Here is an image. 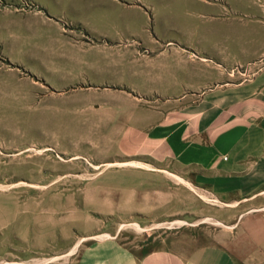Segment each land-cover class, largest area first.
<instances>
[{
  "label": "crops",
  "instance_id": "obj_1",
  "mask_svg": "<svg viewBox=\"0 0 264 264\" xmlns=\"http://www.w3.org/2000/svg\"><path fill=\"white\" fill-rule=\"evenodd\" d=\"M186 1L184 14L165 5L162 18L171 28L182 22L191 26L196 44L191 39L184 46L196 54L176 49L166 29H156L155 38L149 35V42L166 48L150 59L134 44L119 45L142 42L130 27L131 38L123 40L80 24L91 37L118 46L74 41L61 26L63 18L42 6L8 15L13 27L0 34V47L16 65L43 75L57 90L84 86L88 106L110 107L102 116L89 115V122H98L106 138L117 140L118 157L146 162L104 163L145 167L128 169L124 179L105 180V185L125 188L122 213L155 214L167 202L164 192L170 185L162 173L181 174L191 186L233 200L234 209L264 195V0ZM124 7L149 16L137 4ZM210 24L226 27L215 44L208 35L214 31L203 29ZM238 65L257 68L249 79L232 83ZM104 70L112 78L92 83L91 74ZM98 90L105 91L103 96L93 92ZM29 101L24 105L32 104L31 96ZM8 214L10 224L16 213ZM238 214L227 232L217 230L203 243L176 234L145 251L116 236L100 238L80 252L78 264H264V209L255 206Z\"/></svg>",
  "mask_w": 264,
  "mask_h": 264
},
{
  "label": "rangeland",
  "instance_id": "obj_2",
  "mask_svg": "<svg viewBox=\"0 0 264 264\" xmlns=\"http://www.w3.org/2000/svg\"><path fill=\"white\" fill-rule=\"evenodd\" d=\"M124 4H137L149 16ZM189 4L186 0H0V34L3 29L9 34L13 27L8 15L44 7L63 18L61 26L74 41L118 46L91 37L81 25L91 32L123 40L131 38L130 27L142 42L129 40L119 45L134 44L141 55L150 59L166 48L163 43L149 42V35L155 38L156 29H166L176 49L196 54L184 46L191 44V39V45L196 44L191 26L182 22L168 27L169 20L164 21L161 12L168 5L184 14ZM207 28L214 31L208 33L211 44L226 32L225 26L216 24L203 29ZM7 52L0 47V264H78L86 246L113 236L130 248L145 251L176 234L203 243L217 230L227 232L238 213L255 206L264 209V195L234 209L233 200H219L185 182L181 174L162 173L170 184L164 192L167 202L152 216L122 213L121 207L127 203V196H121L125 188L105 185V180L124 179L128 169L145 167L104 163L146 162L118 157L114 147L117 140L106 138L98 122H89V115L102 116L110 107L88 106L84 86L55 89L43 75L30 73L27 67L10 61ZM209 65L216 67L213 62ZM236 68L231 72L232 83L249 79L257 67ZM111 78L110 71L91 74L92 83ZM93 92L101 96L105 93ZM30 96L32 104L24 105L30 102ZM9 211L16 213L10 224Z\"/></svg>",
  "mask_w": 264,
  "mask_h": 264
}]
</instances>
